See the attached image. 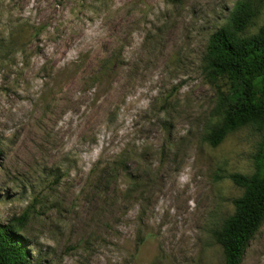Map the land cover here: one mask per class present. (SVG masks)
Returning <instances> with one entry per match:
<instances>
[{
  "label": "rangeland",
  "instance_id": "374dc122",
  "mask_svg": "<svg viewBox=\"0 0 264 264\" xmlns=\"http://www.w3.org/2000/svg\"><path fill=\"white\" fill-rule=\"evenodd\" d=\"M235 1L0 0V224L30 264H224L228 176L261 139H203L205 47ZM240 264H264V220Z\"/></svg>",
  "mask_w": 264,
  "mask_h": 264
},
{
  "label": "trees",
  "instance_id": "16d2710c",
  "mask_svg": "<svg viewBox=\"0 0 264 264\" xmlns=\"http://www.w3.org/2000/svg\"><path fill=\"white\" fill-rule=\"evenodd\" d=\"M255 17L251 0L235 1L205 47V72L215 89L218 122L207 131L204 141L217 146L227 134L244 126H252L261 135L254 173L228 176L243 192L233 200V213L213 232L224 264L241 263L264 220V23L255 33L244 35ZM0 264H30L23 238L9 224H0Z\"/></svg>",
  "mask_w": 264,
  "mask_h": 264
}]
</instances>
